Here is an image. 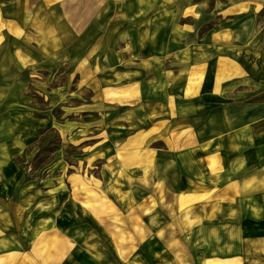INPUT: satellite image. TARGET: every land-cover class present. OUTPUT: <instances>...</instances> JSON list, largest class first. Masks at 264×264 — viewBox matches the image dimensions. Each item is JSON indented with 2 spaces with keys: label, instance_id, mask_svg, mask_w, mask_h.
Here are the masks:
<instances>
[{
  "label": "rangeland",
  "instance_id": "rangeland-1",
  "mask_svg": "<svg viewBox=\"0 0 264 264\" xmlns=\"http://www.w3.org/2000/svg\"><path fill=\"white\" fill-rule=\"evenodd\" d=\"M94 1L97 13L89 20L88 8ZM65 2L70 3V9L82 5L84 10L65 11V18L59 17L60 12L53 14L58 17L53 18L54 27L49 29L56 41L49 46L53 55L45 70H32L26 81L25 93L30 102L24 109L26 117L18 120V134L25 133L20 143L25 145L10 158L11 166L1 172L0 208L16 221L6 236L16 244L18 241L21 251L31 254L34 261L47 252L48 243L55 253L43 264H91L89 252L93 251L91 256L96 259L93 249L105 238H117L118 242L124 238L115 235L126 226L122 198H132L134 206L136 202L144 203L146 219L155 216L154 209L159 208L152 198L147 200L152 196L153 179L163 180V175L168 178L170 165H176L175 159L180 157L162 151L171 147L169 141L143 144L159 149L161 176L154 166L158 165L154 155L138 150L142 142L135 132L128 131L124 122L127 101H114L115 96L131 95L129 87L138 84L137 80L128 83L127 77L118 74L125 70L126 62H137L141 56L138 38L147 30L140 28L142 21L128 18L123 25L107 28L104 0ZM131 9L129 6V16L135 12ZM168 15L174 25L187 26L185 32L177 29L178 41L169 44L168 52L172 55L187 47L185 51L193 52L185 59L187 62L204 59L215 68L217 61L215 92L223 80L239 74L235 63L246 72L249 68L256 72L257 116L264 119V0H160L149 12L148 20ZM111 30L116 37L109 40L110 45L105 44ZM174 63L178 61L169 57L164 68L177 72ZM84 68L88 73L81 75ZM90 69L99 71L94 74ZM130 69L135 66L130 65ZM210 103V110L218 106L216 100L210 99ZM260 127L264 132V124ZM260 142L264 147L263 139ZM231 165L232 161L230 168L227 164L219 168L226 180L232 178ZM14 166H21L22 171L17 173ZM228 212H237V207ZM255 222L224 220L219 235L226 241V253V247L241 253V243L245 242L248 255L241 258L264 264V247L253 244L258 238H262L259 243L264 240V228L254 229ZM107 229L112 235L104 237ZM214 232L209 230L210 235ZM231 236L236 238L234 247L226 244L232 241Z\"/></svg>",
  "mask_w": 264,
  "mask_h": 264
},
{
  "label": "crops",
  "instance_id": "crops-1",
  "mask_svg": "<svg viewBox=\"0 0 264 264\" xmlns=\"http://www.w3.org/2000/svg\"><path fill=\"white\" fill-rule=\"evenodd\" d=\"M159 2H103L107 28L123 25L132 18L142 21L140 28L147 29L138 38L140 58L126 65L125 61L121 62L120 67H126L118 74L127 77L128 83L137 80L138 84L129 87L131 95L115 96L114 101H127L124 122L128 131L135 132L137 140L142 142L138 150L154 155L157 161L161 156L159 149L143 144L169 141L171 147L162 151L180 158L175 159L176 165H170L168 178L162 176L159 161L158 165L154 164L163 177V180L153 179L152 196L147 198H152L159 208L154 209L155 216L146 219L144 203L136 202L134 206L132 198L121 199L126 226L115 235L124 238L119 242L117 238H105L102 245L93 249L96 259L91 256L93 251L89 252L91 264H253L241 258L248 255L245 242L241 243L243 253L237 254L228 247L226 253V241L220 239L219 229L224 220L234 218L253 220L256 221L253 228H264V147L260 146V140L264 141L260 127L264 119L258 118L256 110L257 74L251 68L246 72L233 61L239 74L223 80L215 92L217 61L215 68L204 59L187 62L185 59L193 54L185 51L187 47L172 55L168 52L169 44L178 39L177 29L184 31L187 26L174 25L171 15L148 20L149 12ZM69 6L65 0H0V175L11 166L10 158L25 145L20 143L25 133L18 134V122L26 117L24 109L30 102L25 93L26 81L32 70H45L47 60L53 55L49 47L56 42L49 31L54 27L53 18L57 17L53 14L60 12L59 17L65 18V11L84 10L82 5H73L72 9ZM96 6L95 1L89 5V20L97 13ZM129 6L135 10L130 13L132 16L128 14ZM114 37L111 30L104 43L110 45L109 40L112 42ZM169 57L178 61L173 65L178 66L177 72L164 68ZM132 64L135 69H130ZM92 71L95 74L99 70ZM86 73V68L80 72ZM210 99L216 100L215 109L210 110ZM232 110L237 113L233 115ZM231 161L232 178L226 180L219 168L226 164L230 168ZM13 170L18 173L22 167L14 166ZM234 206L237 212H228ZM6 212L0 208V264H43L46 257L53 256L54 247L49 248L48 243L47 252L36 261L31 254L22 252L20 243L6 236L16 222ZM232 227L235 233L236 227ZM210 229L215 231L212 235ZM104 235H112L110 229ZM231 239L226 244L234 247L236 238ZM260 239L253 244L264 247V240L259 243Z\"/></svg>",
  "mask_w": 264,
  "mask_h": 264
}]
</instances>
